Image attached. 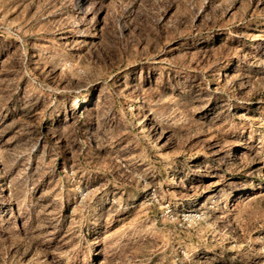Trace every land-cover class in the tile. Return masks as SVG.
Instances as JSON below:
<instances>
[{
  "label": "rangeland",
  "instance_id": "374dc122",
  "mask_svg": "<svg viewBox=\"0 0 264 264\" xmlns=\"http://www.w3.org/2000/svg\"><path fill=\"white\" fill-rule=\"evenodd\" d=\"M0 264H264V0H0Z\"/></svg>",
  "mask_w": 264,
  "mask_h": 264
}]
</instances>
